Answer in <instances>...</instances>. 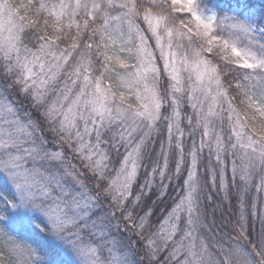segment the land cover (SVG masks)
I'll return each instance as SVG.
<instances>
[{
    "label": "snow or ice",
    "instance_id": "6c2138e0",
    "mask_svg": "<svg viewBox=\"0 0 264 264\" xmlns=\"http://www.w3.org/2000/svg\"><path fill=\"white\" fill-rule=\"evenodd\" d=\"M134 18L143 19L146 31ZM119 20L128 25L127 40L112 25ZM129 41L133 47L124 46ZM220 61L248 71L226 82L233 69L225 71ZM0 74L9 87L31 96L43 124L81 162L69 167L72 157L63 145L49 148L37 135L41 120L0 101V178L12 190L0 191V264H137L132 245H140L133 237L143 241L141 259L148 264H264V227L250 235L242 212L238 235L214 228L203 203L209 178L225 189L229 160L233 180L238 176L244 190L254 171L264 172V89L245 83L264 74V13L249 0H0ZM102 143L115 149L118 167L108 163ZM205 149L207 176L201 177ZM147 162L151 178L141 184ZM157 174L161 192L168 187L165 178L183 179V186L154 225L145 198ZM101 202L110 211L98 215ZM121 224L130 244L117 238Z\"/></svg>",
    "mask_w": 264,
    "mask_h": 264
},
{
    "label": "trees",
    "instance_id": "16d2710c",
    "mask_svg": "<svg viewBox=\"0 0 264 264\" xmlns=\"http://www.w3.org/2000/svg\"><path fill=\"white\" fill-rule=\"evenodd\" d=\"M26 3L27 0H15V3ZM251 5L253 6L254 10L257 11V13H264V0H249ZM120 10H113L112 15L119 14ZM177 16L184 15L181 13H176ZM135 23L141 28L146 31V24L143 21L142 18H134ZM112 25L115 28H118L120 31L124 34V39H128V25L123 22V20L119 21H112ZM95 39L98 41L99 37H95ZM132 39L135 40V33L132 34ZM35 42L29 44V47H34ZM125 47H133V44L131 41L124 45ZM134 50V49H133ZM111 51V50H110ZM117 54L120 56L127 57V53L119 52V50H116ZM130 62H134L132 58H129ZM218 59V57H217ZM221 66L224 68L225 71H227L228 68L233 69V71L228 72L226 76H224V79L226 82H233V78H239L243 79V74L248 71L244 69H237L235 65H224V61H220ZM123 72L124 70H120ZM1 79V76H0ZM245 83L251 84V86L256 89L257 91L260 89H264V74H260L257 76V78L253 81H245ZM227 87V83L225 84ZM237 90L233 87L229 89L230 94H234ZM22 98L17 100L16 97H11L9 95V101L12 105L15 106L16 109L19 110L21 115L28 114L26 113L22 106V101H24ZM25 102V101H24ZM25 103H29V101H26ZM237 107L242 112L244 110V105H241L237 101ZM186 113V112H185ZM225 117L224 123H223V135L225 140L228 139V136L230 135L231 128L229 126V123L227 121V113H221ZM33 120H40L39 118L33 117ZM185 128V126H182ZM216 131H220V120L218 119V126H216ZM186 130V129H185ZM38 136L42 135L44 138L48 141V147L53 149H59L61 145H63L62 141H59L58 137L50 132L48 130V127L46 125H43L42 123V131L37 133ZM105 139L110 140L111 136L108 134ZM201 139V137H200ZM93 142H95V136L92 137ZM165 140H166V129H165ZM197 147H199L200 140L196 139ZM184 143L186 149H190L192 145V140L189 139L187 136L184 138ZM64 150L67 152L68 157H72L71 160L68 161V166L70 167L71 164H76L77 166H80L81 163L78 159L73 157V154L70 150H68L66 145H63ZM101 147L103 149H108L109 154L111 156V160L108 161V163L116 166L115 162L113 161V154L112 151L115 149L111 148L110 144H104L102 143ZM156 151L159 152V143L156 144ZM165 147L167 148V144H165ZM175 151V149H173ZM124 149H120V153L123 154ZM155 159V157H153ZM208 160H209V153L208 150L205 149L203 153V157L200 161V170L199 175L201 177H206L207 173L205 169L208 167ZM161 162L162 158H161ZM215 160L212 159V164L215 165ZM169 167L174 171L175 170V160L174 158L170 160ZM87 172V170H84ZM151 171V162H147L146 168L140 169V175H139V181L141 184L145 182L147 177V173ZM90 173L88 176L90 177ZM182 175L186 176V172H184ZM80 179L84 180L86 186L89 189H93L94 192L97 190L95 182L92 181L90 178H86L84 176L79 177ZM262 178H264V172H261L259 170L254 171L252 177H251V183L247 186L246 190H244L241 181L239 180V177L237 176L235 180H233L232 170H231V160L228 161L227 164V170L225 172V189L223 191L219 190V181L216 180V183L213 184L211 179L209 178L207 180L206 186L203 189V203L204 208L207 212L208 216V223L213 224L214 228L215 226L222 227L226 229L229 233H235L239 234V230L237 227L238 222L240 219L236 220V214L238 213L239 216H241V213L243 212L245 217V227L250 235H255L261 232L262 227V217H264V184L261 183ZM69 182L71 183V177L68 178ZM165 185H168V187L161 192V181L159 178V174L155 177L154 184L152 186V194L145 198V207L150 208L153 212V216L151 217L152 222L154 225L158 224L160 221L164 219V217L167 216L168 211L170 210L171 206L173 205L174 201L179 198V196L182 194V186H183V179H177L173 177L171 182L169 183L168 179L165 178L163 181ZM259 187V191H258ZM0 191L5 192L8 195L12 194V190L10 186L8 185V182L4 178H0ZM210 198V199H209ZM241 199L243 200V203L241 204ZM101 207L98 209V212L100 213H107L110 211L109 205L101 203ZM257 206H259V209H256ZM99 213V214H100ZM253 220H251V217ZM241 218V217H240ZM253 222V223H249ZM153 231L155 228L152 229ZM112 231L115 233L116 229L113 228ZM39 237L43 238L44 240H48L46 233H40L38 230ZM147 235V234H146ZM119 239H122L125 244H130L131 240L129 239V233L124 232L123 230V224H121V231L118 234ZM133 239L137 240L139 242L140 247L137 248L135 245H132L133 252L135 253V259L137 261V264H148L147 260H142L141 256L143 255V241L140 240L139 237H133ZM50 242V241H49ZM245 246H247V242L242 241ZM7 255V253H6ZM167 253L161 254V260H163L166 257ZM15 257H12V260H15ZM25 259L23 256L21 257V260Z\"/></svg>",
    "mask_w": 264,
    "mask_h": 264
},
{
    "label": "rangeland",
    "instance_id": "374dc122",
    "mask_svg": "<svg viewBox=\"0 0 264 264\" xmlns=\"http://www.w3.org/2000/svg\"><path fill=\"white\" fill-rule=\"evenodd\" d=\"M181 14H183V13H181ZM259 39H260V36H259V34H257V35H256V40H259ZM243 43H246V41L243 42ZM257 47H258V45H257ZM156 55L159 56V53L157 52ZM161 67H162V65H161ZM0 76H1V79H0V101H4V100H6L7 102L10 103V101H9V95H11V97H16L17 100H19L20 98H22L25 102H26V101H29V103H25L24 101H22V104H23L22 108H23L24 110H26V111H25L26 113H30L33 117H35V118H37V119L39 118V119L41 120V122H42V117L40 116V109L33 107L32 100H31V96H30V95H26V94H24V93H21V92L19 91V87H18V86H17V87H9V86H8V83H9V82H7V81L4 79V77H3L2 74H0ZM63 79H64V77H61V84L63 83ZM22 99H21V100H22ZM186 103H187V102L185 101V105H186ZM10 104H11V103H10ZM183 111L186 112V113H185L186 115L192 113V109H191V108H185ZM204 111H205V112L207 111V106H206V105H205ZM213 119H214V121H215L216 126H218V119H219V118L216 117V118H213ZM42 123H43V122H42ZM43 125H44V124H43ZM182 126H185V129H186V131H185V136L188 137V135H187V128H188L187 122L185 121V122L183 123ZM202 132H203V128H202V127L196 129V131H195V135H194V139L196 138V139L200 140V137H201ZM108 134L111 136V133H108ZM66 146H67V145H66ZM112 154H113V158H112V159H113V161H114L115 164H116V161H117L120 157L117 155V153H116L115 150L112 151ZM121 154H122V153H121ZM80 164H81V163H80ZM80 164H79V165H80ZM116 167H118V164H116ZM101 203H102V202H101ZM259 208H260V207L257 206L256 209H259ZM99 213H100V211L98 212V209H97V214L99 215ZM100 214H101V213H100ZM240 217H241V216H239V214L237 213L235 219H236V220H237V219L239 220ZM250 217H251V215H250ZM251 220H253L252 217H251ZM249 223H253V222H249Z\"/></svg>",
    "mask_w": 264,
    "mask_h": 264
},
{
    "label": "bare ground",
    "instance_id": "6f19581e",
    "mask_svg": "<svg viewBox=\"0 0 264 264\" xmlns=\"http://www.w3.org/2000/svg\"><path fill=\"white\" fill-rule=\"evenodd\" d=\"M217 130V129H216Z\"/></svg>",
    "mask_w": 264,
    "mask_h": 264
}]
</instances>
